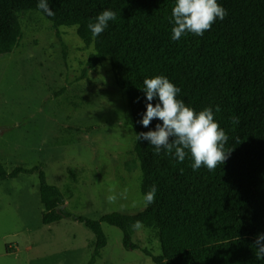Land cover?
<instances>
[{"label":"trees","instance_id":"trees-1","mask_svg":"<svg viewBox=\"0 0 264 264\" xmlns=\"http://www.w3.org/2000/svg\"><path fill=\"white\" fill-rule=\"evenodd\" d=\"M217 2L227 10L222 21L217 18L203 36L185 33L173 40L176 0H48L54 16L40 10L38 0H0V56L10 54L21 38L20 14L35 12L54 26L76 28L93 47L88 68L108 61L131 115L141 194L157 188L155 201L138 213L92 219L65 208L64 196L47 182L41 165L8 171L0 164V180L37 173L43 224L70 219L91 231L94 248L87 264H94L107 244L103 224L128 239L136 221L155 231L161 254L144 250L154 264H264L254 245L264 233V0ZM106 9L117 18L93 37L88 24ZM156 75L179 87L177 98L196 112L212 108L229 137L225 149H232L223 165L193 170L188 150L180 162L174 150L156 154L147 140L137 139L162 124L154 119L145 128L140 122L148 102L143 81ZM135 167L126 162L129 172Z\"/></svg>","mask_w":264,"mask_h":264},{"label":"rangeland","instance_id":"rangeland-1","mask_svg":"<svg viewBox=\"0 0 264 264\" xmlns=\"http://www.w3.org/2000/svg\"><path fill=\"white\" fill-rule=\"evenodd\" d=\"M20 21L17 46L0 56V164L8 171L41 165L78 215L142 211L131 115L108 61L88 68L93 47L75 27L35 12ZM42 214L37 173L0 180V264H87L91 231L70 219L43 224ZM102 228L107 244L94 264H154L151 256L161 254L151 228H135L128 239Z\"/></svg>","mask_w":264,"mask_h":264},{"label":"clouds","instance_id":"clouds-1","mask_svg":"<svg viewBox=\"0 0 264 264\" xmlns=\"http://www.w3.org/2000/svg\"><path fill=\"white\" fill-rule=\"evenodd\" d=\"M37 7L48 16L55 15L49 7L48 0H38ZM226 16L227 10L217 0H176L172 8L174 26L171 29V38L179 40L185 33L203 36L217 18L222 21ZM116 18L114 11L104 10L95 18V22L90 21L88 24L92 36L102 34L108 27V22ZM143 85L148 102L140 122L145 128H148L154 119L162 121V124L157 123L154 130L138 133V140H147L154 146L156 154H159L162 148L169 153L174 150L180 162L184 161L188 150L194 161L191 164L193 170L203 166L213 171L226 162L232 150L225 149L229 137L215 120V113L211 107L196 112L187 106L183 100L177 98L180 88L164 75L146 77ZM157 98L158 102L153 104L152 101ZM216 111H219L218 106ZM232 123L238 124L239 117H232ZM156 192V186L152 185L144 194L145 207L155 201ZM107 199L109 203H115L117 196L111 194ZM141 226L140 221L133 224L136 229ZM254 245L256 258L264 259V233L257 235Z\"/></svg>","mask_w":264,"mask_h":264}]
</instances>
